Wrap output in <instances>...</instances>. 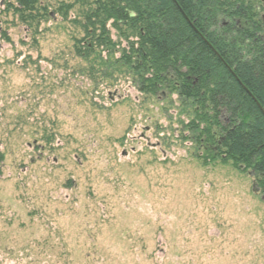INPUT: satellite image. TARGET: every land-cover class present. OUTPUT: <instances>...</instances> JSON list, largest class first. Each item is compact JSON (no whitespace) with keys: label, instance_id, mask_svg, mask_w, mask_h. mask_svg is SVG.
Returning a JSON list of instances; mask_svg holds the SVG:
<instances>
[{"label":"rangeland","instance_id":"obj_1","mask_svg":"<svg viewBox=\"0 0 264 264\" xmlns=\"http://www.w3.org/2000/svg\"><path fill=\"white\" fill-rule=\"evenodd\" d=\"M93 1L0 0V264H264L257 176L175 91H138Z\"/></svg>","mask_w":264,"mask_h":264},{"label":"trees","instance_id":"obj_2","mask_svg":"<svg viewBox=\"0 0 264 264\" xmlns=\"http://www.w3.org/2000/svg\"><path fill=\"white\" fill-rule=\"evenodd\" d=\"M38 2L16 0L15 10L25 19L22 14ZM262 4L94 0L84 14V30L99 31L94 41L101 46L110 22L126 41L121 59L137 77L138 91L154 95L170 89L190 103L189 126L197 142L204 138L210 156L251 170L264 193V23L257 16Z\"/></svg>","mask_w":264,"mask_h":264},{"label":"water","instance_id":"obj_3","mask_svg":"<svg viewBox=\"0 0 264 264\" xmlns=\"http://www.w3.org/2000/svg\"><path fill=\"white\" fill-rule=\"evenodd\" d=\"M175 4H176V3H175ZM180 11H181V10H180ZM181 13H182V11H181ZM182 15H183V17L187 20V22H189L188 19H187V17L184 15V13H182ZM241 87H242L243 89H245L243 85H241ZM247 92H248V91H247ZM249 95H250V94H249ZM250 96H251V95H250ZM251 97H252V96H251Z\"/></svg>","mask_w":264,"mask_h":264},{"label":"flooded vegetation","instance_id":"obj_4","mask_svg":"<svg viewBox=\"0 0 264 264\" xmlns=\"http://www.w3.org/2000/svg\"><path fill=\"white\" fill-rule=\"evenodd\" d=\"M262 1H263L262 7H263V10H264V0H262ZM261 19H262V21H263V23H264V13H263V15L261 16Z\"/></svg>","mask_w":264,"mask_h":264},{"label":"bare ground","instance_id":"obj_5","mask_svg":"<svg viewBox=\"0 0 264 264\" xmlns=\"http://www.w3.org/2000/svg\"><path fill=\"white\" fill-rule=\"evenodd\" d=\"M257 105H258V103H257ZM259 107H260V105H258Z\"/></svg>","mask_w":264,"mask_h":264}]
</instances>
